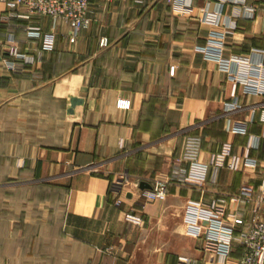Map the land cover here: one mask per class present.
I'll return each mask as SVG.
<instances>
[{
    "label": "crops",
    "instance_id": "obj_1",
    "mask_svg": "<svg viewBox=\"0 0 264 264\" xmlns=\"http://www.w3.org/2000/svg\"><path fill=\"white\" fill-rule=\"evenodd\" d=\"M219 1L89 0L75 41L50 16L0 3V264H223L205 253V229L213 203L248 217L253 205L233 198L260 194L264 93L206 48L264 64V17L241 16L255 0ZM215 10L236 27L206 22ZM11 31L27 58L4 50ZM187 133L202 136L204 159L230 144L239 170L144 198L142 182L168 181Z\"/></svg>",
    "mask_w": 264,
    "mask_h": 264
},
{
    "label": "built area",
    "instance_id": "obj_2",
    "mask_svg": "<svg viewBox=\"0 0 264 264\" xmlns=\"http://www.w3.org/2000/svg\"><path fill=\"white\" fill-rule=\"evenodd\" d=\"M112 1V0H107ZM141 2L143 0H133ZM191 3V0H168ZM228 0H220V4ZM11 6L22 7L26 10L22 16L32 15L50 16L54 23L61 22L68 26V37L75 41L79 34L91 24L89 0H0ZM242 17L255 18L256 15L264 17V0H255L252 4H243ZM239 10L238 12H241ZM222 10L207 12L204 20L210 24H226L236 27L235 23L222 19ZM12 12L4 18L17 16ZM28 37L32 40L42 35V27L38 24L26 23L22 26ZM8 46L4 50L14 58H27L28 55L19 50L14 32L7 34ZM207 56L216 60L221 67L229 72L230 77L242 81L248 90L264 93V64L250 56L232 54L225 56L221 47L209 45L206 48ZM13 65H16L13 62ZM236 69V71H234ZM119 106L128 107L130 102L121 99ZM239 106H232L236 109ZM259 140V139H258ZM243 154L232 152L231 145L226 143L220 149L212 151L207 158H203L202 136L195 133L185 135L183 150L180 156L173 161L168 181H158L151 188L144 189L142 195L146 199H165L167 184L169 182L202 184L208 170L211 169V181L216 182L221 169L229 168L239 170ZM260 194L257 198L249 194H237L235 200L239 204H252L248 217L239 211L226 214V207L220 203H213V214L208 218L205 229V253H211L212 259L223 264H232L229 257L235 245L242 246V255L239 264H264V173L260 177ZM121 201L118 199L117 203ZM133 222L140 221L139 216L127 215ZM180 264H188V259H183Z\"/></svg>",
    "mask_w": 264,
    "mask_h": 264
},
{
    "label": "water",
    "instance_id": "obj_3",
    "mask_svg": "<svg viewBox=\"0 0 264 264\" xmlns=\"http://www.w3.org/2000/svg\"><path fill=\"white\" fill-rule=\"evenodd\" d=\"M141 186L144 187V188L145 187H149V188L151 187V185L148 184L147 182H142Z\"/></svg>",
    "mask_w": 264,
    "mask_h": 264
}]
</instances>
